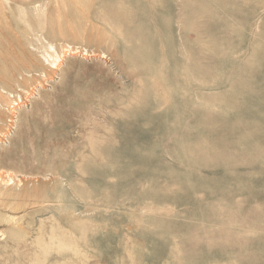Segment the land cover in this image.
I'll list each match as a JSON object with an SVG mask.
<instances>
[{"label": "rangeland", "instance_id": "rangeland-1", "mask_svg": "<svg viewBox=\"0 0 264 264\" xmlns=\"http://www.w3.org/2000/svg\"><path fill=\"white\" fill-rule=\"evenodd\" d=\"M0 176V264H264V0H0Z\"/></svg>", "mask_w": 264, "mask_h": 264}, {"label": "bare ground", "instance_id": "bare-ground-1", "mask_svg": "<svg viewBox=\"0 0 264 264\" xmlns=\"http://www.w3.org/2000/svg\"><path fill=\"white\" fill-rule=\"evenodd\" d=\"M1 24H2V23H1ZM0 177H1V176H0ZM3 180H4V178H3ZM3 180H2V181H3ZM3 182H5V181H3ZM2 186H3V185H2ZM6 202H7V201H6Z\"/></svg>", "mask_w": 264, "mask_h": 264}]
</instances>
